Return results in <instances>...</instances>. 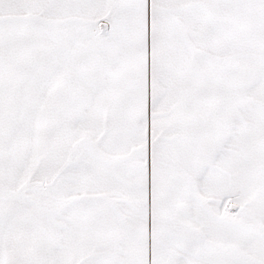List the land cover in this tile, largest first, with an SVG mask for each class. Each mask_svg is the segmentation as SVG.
<instances>
[{
    "label": "snow or ice",
    "instance_id": "6c2138e0",
    "mask_svg": "<svg viewBox=\"0 0 264 264\" xmlns=\"http://www.w3.org/2000/svg\"><path fill=\"white\" fill-rule=\"evenodd\" d=\"M0 264H264V0H0Z\"/></svg>",
    "mask_w": 264,
    "mask_h": 264
}]
</instances>
